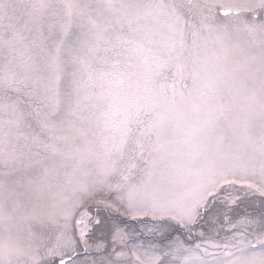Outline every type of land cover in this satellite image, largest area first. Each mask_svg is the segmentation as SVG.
Returning a JSON list of instances; mask_svg holds the SVG:
<instances>
[{"label":"snow or ice","instance_id":"obj_1","mask_svg":"<svg viewBox=\"0 0 264 264\" xmlns=\"http://www.w3.org/2000/svg\"><path fill=\"white\" fill-rule=\"evenodd\" d=\"M0 264H264V0H0Z\"/></svg>","mask_w":264,"mask_h":264}]
</instances>
